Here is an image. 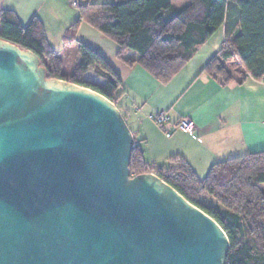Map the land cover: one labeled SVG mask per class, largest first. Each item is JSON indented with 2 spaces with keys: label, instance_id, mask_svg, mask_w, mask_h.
<instances>
[{
  "label": "water",
  "instance_id": "1",
  "mask_svg": "<svg viewBox=\"0 0 264 264\" xmlns=\"http://www.w3.org/2000/svg\"><path fill=\"white\" fill-rule=\"evenodd\" d=\"M99 92L0 38V264H225L222 227L154 173Z\"/></svg>",
  "mask_w": 264,
  "mask_h": 264
},
{
  "label": "trees",
  "instance_id": "2",
  "mask_svg": "<svg viewBox=\"0 0 264 264\" xmlns=\"http://www.w3.org/2000/svg\"><path fill=\"white\" fill-rule=\"evenodd\" d=\"M172 1L79 0L77 17L64 30L62 41L69 46L79 24L85 22L115 43V57L125 66L138 65L159 83L167 84L223 25L221 46L203 70L228 83L233 77L227 62L233 60L251 79L264 77V0H187L181 6ZM0 38L36 53L47 78L89 87L117 106L119 75L102 55L83 42L77 41L80 62L72 67V74L64 76L60 72L66 54L59 55L50 47L36 16L23 25L12 10L0 9ZM89 68L99 83L84 80ZM129 171L132 175L156 174L212 217L229 239L225 264H264L263 151L215 162L199 177L179 155L168 157L166 165L150 166L139 146L134 145Z\"/></svg>",
  "mask_w": 264,
  "mask_h": 264
},
{
  "label": "crops",
  "instance_id": "3",
  "mask_svg": "<svg viewBox=\"0 0 264 264\" xmlns=\"http://www.w3.org/2000/svg\"><path fill=\"white\" fill-rule=\"evenodd\" d=\"M68 1L0 0V9L12 10L23 25L36 16L50 47L64 55L68 46L64 45L62 34L77 17L76 9ZM186 2L172 1L176 6ZM223 39L222 25L167 84L159 83L138 65L125 66L115 57V43L85 22L79 24L75 40L69 46L83 42L102 55L119 75L121 87L116 104L131 126L134 145L139 146L146 162L163 166L167 157L179 155L201 175L215 162L264 152V80H253L241 73L239 64L233 60L227 62L233 77L228 83L210 77L203 70ZM76 57L81 60L79 53ZM159 111L168 116L163 125L153 119ZM183 117L194 122L195 134L171 129ZM169 129L170 135L165 136V130Z\"/></svg>",
  "mask_w": 264,
  "mask_h": 264
},
{
  "label": "rangeland",
  "instance_id": "4",
  "mask_svg": "<svg viewBox=\"0 0 264 264\" xmlns=\"http://www.w3.org/2000/svg\"><path fill=\"white\" fill-rule=\"evenodd\" d=\"M68 1V0H67ZM94 2H99V3H106V2H111L112 0H93ZM69 2V1H68ZM73 9H76L75 6L73 5H70ZM74 12V11H73ZM77 12V11H76ZM75 13V12H74ZM53 42L54 39H52ZM67 52H66V55L63 57V67H62V70H61V74L64 75V76H69L70 74H72V67L77 63V62H80V59L76 57L78 51H77V46L74 45V46H68L67 47ZM234 66H230V68L233 69ZM86 77V81L90 82V83H95L97 81H100L99 78L97 76L94 75L93 73V70L92 68H89L87 70V72L84 74V78ZM127 125L129 126V128L131 127L129 125V123L126 121ZM131 129V128H130ZM166 136V135H165ZM148 154V153H147ZM144 159V158H143ZM167 159L168 157L165 159L166 160V163H167ZM145 161V160H144ZM146 162V161H145ZM148 163V162H146ZM165 163V162H164ZM165 163V165H166ZM148 165H152V166H155V167H159V165H153V163H148ZM206 173H203L201 175H198L199 177H203ZM262 188H264V185H261Z\"/></svg>",
  "mask_w": 264,
  "mask_h": 264
},
{
  "label": "built area",
  "instance_id": "5",
  "mask_svg": "<svg viewBox=\"0 0 264 264\" xmlns=\"http://www.w3.org/2000/svg\"><path fill=\"white\" fill-rule=\"evenodd\" d=\"M70 4L76 7L79 4V0H70ZM261 80H264V77ZM153 119L158 125H163L168 122V116L165 111H159L155 113L153 115ZM172 128H178L186 133L195 134V124L189 118H180L176 123L171 126V129ZM171 129L165 130L164 133L166 136L170 135Z\"/></svg>",
  "mask_w": 264,
  "mask_h": 264
}]
</instances>
